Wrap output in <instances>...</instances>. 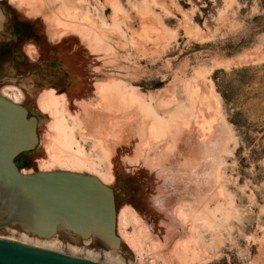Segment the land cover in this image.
Returning <instances> with one entry per match:
<instances>
[{
  "label": "rangeland",
  "instance_id": "obj_1",
  "mask_svg": "<svg viewBox=\"0 0 264 264\" xmlns=\"http://www.w3.org/2000/svg\"><path fill=\"white\" fill-rule=\"evenodd\" d=\"M262 1L0 0V97L35 125L13 164L49 165L39 104L62 99L72 150L110 178L118 244L101 264H264Z\"/></svg>",
  "mask_w": 264,
  "mask_h": 264
},
{
  "label": "water",
  "instance_id": "obj_2",
  "mask_svg": "<svg viewBox=\"0 0 264 264\" xmlns=\"http://www.w3.org/2000/svg\"><path fill=\"white\" fill-rule=\"evenodd\" d=\"M35 140L33 120L23 108L0 97V201L4 192L11 217L17 215L41 239L50 238L62 226L83 238L92 235L117 245L113 194L99 180L67 172L18 173L13 160L30 150ZM22 201L27 210L19 207ZM0 264L95 263L0 241Z\"/></svg>",
  "mask_w": 264,
  "mask_h": 264
},
{
  "label": "bare ground",
  "instance_id": "obj_3",
  "mask_svg": "<svg viewBox=\"0 0 264 264\" xmlns=\"http://www.w3.org/2000/svg\"><path fill=\"white\" fill-rule=\"evenodd\" d=\"M117 89H118V87H113L110 89V88H107L105 86H101V88L99 89L101 100L105 101V104L109 103L110 98L108 99V97L111 96V99H112V97L115 95V93L117 96V94H118ZM118 92H120V91H118ZM44 94L47 95V93H44ZM44 94H42V96ZM44 96L40 100L39 105L41 106L42 110H44V111L49 110V112H51L52 117L54 118V121L48 127L51 128L50 130L54 131L55 135H54V137H50V135L48 134L49 135L48 136L49 141L47 143L44 140L46 143V147H44L43 151L45 150V152H47L49 154L48 158L50 161L49 160L48 161L50 163H49V165H47L48 163L45 164L43 162L44 165L42 167V170L40 169V171L42 173L43 172L50 173L49 168H53L59 172H73V173L78 174V173H81L83 170L88 169V170H90V172L92 173L93 176H95L96 178H98L99 181H101V183L103 185H106L110 181V178H108L109 175L107 174L108 175V177H107L106 175L104 176L100 172H98L94 167L95 163L92 164V160H91V162H89V160H87L85 158V156H84L85 153L82 152L81 149L80 150L76 149V151L72 150V146L76 144V141H75V136L73 135V130H72L73 128L67 124L65 117H64V112H67V109H65V107H64L65 105L62 104L63 100L61 99L62 103H60V105H59V102L57 100H55L54 98H48V97H44ZM115 98H114V100H115ZM120 99H122V98H120ZM103 101H102V103H103ZM12 102L15 103L16 101H12ZM16 104H18V103H16ZM105 107H106V105H105ZM110 107H113V105L111 104ZM114 107H116V105ZM107 109H109V108H107ZM104 111H108V110H104ZM110 111H109V113H110ZM113 112H114V110H113ZM95 118L97 119V117H95ZM126 120H127V118H126ZM131 129H132V127H131ZM127 139H129V138H127ZM174 139L176 140V138H174ZM45 143H44V145H45ZM97 143H98V145H99V147L102 150L104 155H108L111 153L110 150L112 149V147L110 149V146H107L101 139H98ZM114 145H115V143H114ZM77 147L78 146H76L75 148H77ZM75 148H73V149H75ZM113 148H114V146H113ZM112 153H113V151H112ZM176 155H175V157H176ZM177 162L179 163V161H177ZM110 177H112V176H110ZM5 196H6V194L4 192H1L0 241L16 243V244L24 245L26 247L33 248V249L47 251V252L63 255L65 257H69V258H73V259H79V260H83V261H88V262L95 263V264H101L100 261H105L106 259L108 260V255L110 253L111 244L108 241H106L105 239H102L101 237H96V236L91 235L88 240H83V238L80 235H78L77 233L66 230L62 226H58L55 230V237L53 239L48 240V239L38 238L36 235H34L32 232L29 231L28 226H26L25 223L20 222V219L18 218L17 215H13V217H11L12 215L10 212V208L8 207L7 203L4 200ZM3 202H5V203H3ZM20 203H22V205H20L19 207H22L23 210L28 209V205H27L26 201H22ZM25 215L29 216L28 214H25ZM128 219L130 220V215L128 214V212H122L121 214L118 215V220H117L118 225L119 226H120V224H122L121 226L127 225ZM120 230H122V229H120ZM121 233H122V238H123L124 242H126V244H128L133 250H135L138 253V251L140 250L142 242H140V240H138L137 235H134V234L129 235L124 230ZM138 234L140 236V232ZM40 243L43 245L44 244H46V245H44V247H43V246H40ZM83 254L84 255L86 254L88 258L86 256H83ZM90 255H93L94 257L92 258ZM84 257H86V258H84ZM103 259H105V260H103Z\"/></svg>",
  "mask_w": 264,
  "mask_h": 264
},
{
  "label": "trees",
  "instance_id": "obj_4",
  "mask_svg": "<svg viewBox=\"0 0 264 264\" xmlns=\"http://www.w3.org/2000/svg\"><path fill=\"white\" fill-rule=\"evenodd\" d=\"M261 6L264 7V1H262Z\"/></svg>",
  "mask_w": 264,
  "mask_h": 264
}]
</instances>
